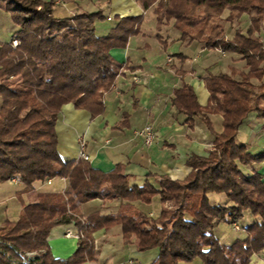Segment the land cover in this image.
I'll use <instances>...</instances> for the list:
<instances>
[{
    "label": "trees",
    "instance_id": "16d2710c",
    "mask_svg": "<svg viewBox=\"0 0 264 264\" xmlns=\"http://www.w3.org/2000/svg\"><path fill=\"white\" fill-rule=\"evenodd\" d=\"M146 10L154 7L156 27L172 21L180 40H193L203 48L232 51L245 60L247 71L231 68L205 77L206 105L197 102L193 88L174 90L172 104L192 126L196 116L213 134L207 155L192 154L190 171L183 179L168 175L130 185L123 166L104 172L79 157L65 161L58 149L55 117L65 103L86 110L91 117L104 111L103 94L110 90L123 64L110 53L125 48L140 32V15L119 17L104 35L95 33L101 11L76 12L56 17L54 0H0V10L10 13L17 26L0 57V182L18 178L22 193L35 181L63 177L64 191H39L23 204L18 218L0 226V264H82L97 259L93 232L120 225L135 237L136 249L158 248L150 264H178L200 257L204 264H249L253 253L264 249V179L241 165L264 160V151L253 153L237 142L236 135L251 111L264 117V46L255 33L264 19V0H136ZM228 10L227 15L223 13ZM249 15L245 32L236 29L226 37L225 22ZM159 36V35H158ZM160 37V36H159ZM16 39L18 44L12 46ZM252 78L260 81L255 91ZM222 116V130L214 132L209 114ZM210 193L226 196V204H211ZM158 196L156 217L132 202L151 203ZM126 201L116 212L92 211L81 215V205L92 199ZM170 203L168 207L166 204ZM249 210L254 221L248 235L224 244L215 235L221 222L235 223ZM72 224L79 237L67 258L53 255L48 242L51 230ZM30 252L35 254L28 255Z\"/></svg>",
    "mask_w": 264,
    "mask_h": 264
},
{
    "label": "crops",
    "instance_id": "0c3cea01",
    "mask_svg": "<svg viewBox=\"0 0 264 264\" xmlns=\"http://www.w3.org/2000/svg\"><path fill=\"white\" fill-rule=\"evenodd\" d=\"M54 1L53 13L56 17H69L81 11H101V20L110 25L101 26L102 22L97 23L96 20L97 35L109 32L117 16H143L140 32L129 38L127 46L110 50L113 58L122 63L123 67L111 89L103 94L104 111L91 117L86 110L78 109L69 102L63 104L56 115L57 149L61 158L65 161L77 159L82 150L89 156L87 161L91 166L101 171L112 172L120 164L123 172L129 175L130 185H141L145 180L157 185L155 177L161 175L183 179L190 171L186 160L192 154L207 155L212 147L213 134L201 115L194 118L192 126L185 122L186 116L177 112L171 102L174 90L184 83L189 84L197 102L206 105L209 92L205 77L220 72L228 73L231 68L245 72L248 70L245 60L236 52L203 48L195 40H180L179 32L172 28V21L158 30L154 7L144 10L136 0ZM227 13L228 10L223 16ZM108 16L111 19H107ZM7 18L9 23H6L8 25L5 29H14L15 32L17 26L11 16L5 17V22ZM248 25L249 15L246 13L232 22H225L226 37L232 38L236 29L245 32ZM255 35L264 46V19ZM9 41L0 36V57L6 53L3 44ZM251 80L255 85L260 83L255 78ZM261 81L264 83V75ZM208 117L212 130L220 132L223 128L222 116L216 113ZM146 125H151L155 132V138L149 145L137 134ZM236 140L250 152H263L264 117H259L256 111L249 112L239 126ZM241 168L246 173L255 169L264 179V160L253 165H241ZM15 179L17 182H7L19 186L21 190L23 184L18 178ZM48 185H56L57 188H49ZM66 186L65 178L55 177L49 183L47 180L35 181L33 190L21 195L26 196L29 203L34 201L39 191H64ZM211 194L208 195L209 201ZM156 198L158 196L149 204L139 201L132 204L153 216L158 214L161 207L157 201L158 210L151 208ZM125 202L120 199L103 201L96 198L83 203L80 212L83 217L92 211L102 214L116 212ZM68 230L73 233L77 231L72 224L57 225L51 230L48 242L56 257H67L76 248L77 238L65 236ZM93 239L98 250L97 259L82 264H150L159 252L158 248L137 250L133 234L124 232L120 225L93 232ZM249 264H264V249L253 253Z\"/></svg>",
    "mask_w": 264,
    "mask_h": 264
},
{
    "label": "rangeland",
    "instance_id": "374dc122",
    "mask_svg": "<svg viewBox=\"0 0 264 264\" xmlns=\"http://www.w3.org/2000/svg\"><path fill=\"white\" fill-rule=\"evenodd\" d=\"M8 16H10V13L8 11L0 10V34H1L0 36L3 39L9 41L14 34V29L12 30L5 29L8 25L6 23H9L8 18H7V21L5 22V17H8ZM96 22L97 23L102 22L101 26L110 25L109 22L101 20V19H99ZM258 87H259L258 84L255 85L256 92L260 91ZM51 187L57 188L56 185L49 186V188ZM18 191H20L19 186L12 185L8 183L7 181L0 182V226H2L6 220H9V221L16 220L20 214L23 204H26L28 202V198L26 196L21 195L20 197H18V194H17ZM211 195H212L210 198L211 204H221V205L226 204L227 199H226L225 194L213 193ZM157 201H159L158 198H156V201L153 203L154 205L151 206V208L155 211H157L159 208ZM166 205L169 207L170 203H167ZM157 215H153L152 217H156ZM253 221H254V217L252 216L250 211L244 210L242 218L237 220L235 223L221 221L219 224L216 225L214 232L217 238L220 240V242L224 244H230L236 239H244L247 236L246 227L249 224H251ZM1 222L3 223L1 224ZM234 224H237L239 226V229H234ZM30 253L35 254V252H30ZM67 257H61V258H67ZM178 264H204V263L200 257H196L193 260L188 261V262L180 261Z\"/></svg>",
    "mask_w": 264,
    "mask_h": 264
},
{
    "label": "built area",
    "instance_id": "2783aa9c",
    "mask_svg": "<svg viewBox=\"0 0 264 264\" xmlns=\"http://www.w3.org/2000/svg\"><path fill=\"white\" fill-rule=\"evenodd\" d=\"M107 19H111V17H107ZM12 46H16L18 44V41L16 39H13L11 41ZM138 135H141L144 139V143L149 145L153 142L155 138V132L151 125H146L143 129H140L137 131ZM79 156L83 158L84 160H89V156L84 152L80 151ZM11 182H17L15 178L9 179ZM47 182H50V179L47 180ZM234 229H239V226L237 224H234ZM65 236L67 237H75L78 239L79 233L76 231L75 233L71 232L70 230L66 231ZM28 255H32L31 253H28Z\"/></svg>",
    "mask_w": 264,
    "mask_h": 264
}]
</instances>
